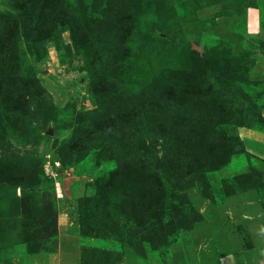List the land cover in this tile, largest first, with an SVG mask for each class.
<instances>
[{
	"label": "rangeland",
	"instance_id": "374dc122",
	"mask_svg": "<svg viewBox=\"0 0 264 264\" xmlns=\"http://www.w3.org/2000/svg\"><path fill=\"white\" fill-rule=\"evenodd\" d=\"M264 264V0H0V264Z\"/></svg>",
	"mask_w": 264,
	"mask_h": 264
},
{
	"label": "crops",
	"instance_id": "0c3cea01",
	"mask_svg": "<svg viewBox=\"0 0 264 264\" xmlns=\"http://www.w3.org/2000/svg\"><path fill=\"white\" fill-rule=\"evenodd\" d=\"M240 258H241V254L236 255V256L235 255L226 256V257L220 259V264H232L231 259H233L235 261L236 259L240 260Z\"/></svg>",
	"mask_w": 264,
	"mask_h": 264
}]
</instances>
